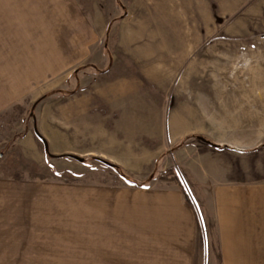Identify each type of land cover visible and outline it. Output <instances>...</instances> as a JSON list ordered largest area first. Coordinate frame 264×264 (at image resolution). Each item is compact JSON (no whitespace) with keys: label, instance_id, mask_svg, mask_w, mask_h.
I'll use <instances>...</instances> for the list:
<instances>
[{"label":"rangeland","instance_id":"rangeland-1","mask_svg":"<svg viewBox=\"0 0 264 264\" xmlns=\"http://www.w3.org/2000/svg\"><path fill=\"white\" fill-rule=\"evenodd\" d=\"M23 1L38 31L20 44L38 59L0 113V175L69 184L75 203L176 186L200 213L202 244L208 197L264 181V0Z\"/></svg>","mask_w":264,"mask_h":264},{"label":"crops","instance_id":"crops-1","mask_svg":"<svg viewBox=\"0 0 264 264\" xmlns=\"http://www.w3.org/2000/svg\"><path fill=\"white\" fill-rule=\"evenodd\" d=\"M34 16L36 6L0 0V113L35 79L38 58L19 39L38 31ZM230 183L203 203L213 229L201 244L200 213L176 186L131 187L125 203L87 190L75 203L69 184L0 175V264H197L199 252L202 264H264V181Z\"/></svg>","mask_w":264,"mask_h":264},{"label":"trees","instance_id":"trees-1","mask_svg":"<svg viewBox=\"0 0 264 264\" xmlns=\"http://www.w3.org/2000/svg\"><path fill=\"white\" fill-rule=\"evenodd\" d=\"M38 102H36L34 105H33V107L34 106H36V104H37ZM30 115H32L33 116V114L32 113H30ZM31 116V117H32ZM35 134H36V136L41 140V141H43V139L37 134V132L35 131ZM201 141H203V142H205V143H207V144H210V145H213L211 142H209V141H207V140H205V139H203V138H199ZM218 147V146H217ZM60 157H64V156H60ZM68 157V156H67ZM103 164H105V165H107L108 167H110V168H112V169H117V166H115V165H113V164H110V163H108V162H105V161H102V160H100ZM186 200V199H185Z\"/></svg>","mask_w":264,"mask_h":264},{"label":"water","instance_id":"water-1","mask_svg":"<svg viewBox=\"0 0 264 264\" xmlns=\"http://www.w3.org/2000/svg\"><path fill=\"white\" fill-rule=\"evenodd\" d=\"M42 143H43V146H44V151H45L46 156H49L48 149H47V144L45 143L44 140L42 141ZM69 158L74 159V160H77L79 162H82L83 161L82 158L77 157V156H74V155H69Z\"/></svg>","mask_w":264,"mask_h":264}]
</instances>
